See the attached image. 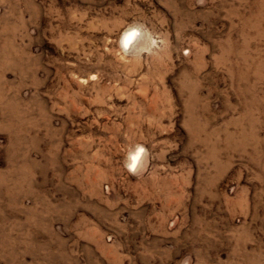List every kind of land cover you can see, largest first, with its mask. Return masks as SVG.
<instances>
[{"label": "rangeland", "instance_id": "obj_1", "mask_svg": "<svg viewBox=\"0 0 264 264\" xmlns=\"http://www.w3.org/2000/svg\"><path fill=\"white\" fill-rule=\"evenodd\" d=\"M0 264H264V0H0Z\"/></svg>", "mask_w": 264, "mask_h": 264}, {"label": "clouds", "instance_id": "obj_2", "mask_svg": "<svg viewBox=\"0 0 264 264\" xmlns=\"http://www.w3.org/2000/svg\"><path fill=\"white\" fill-rule=\"evenodd\" d=\"M146 156L147 148H145L143 145H138L135 152L130 156V163L126 164V167L134 174L137 164L140 162L141 158H146Z\"/></svg>", "mask_w": 264, "mask_h": 264}, {"label": "bare ground", "instance_id": "obj_3", "mask_svg": "<svg viewBox=\"0 0 264 264\" xmlns=\"http://www.w3.org/2000/svg\"><path fill=\"white\" fill-rule=\"evenodd\" d=\"M135 32L134 31H128V33L124 36V42L128 43L131 37L133 36ZM135 35V34H134ZM123 40V39H122ZM121 40V41H122ZM123 43V42H122Z\"/></svg>", "mask_w": 264, "mask_h": 264}]
</instances>
